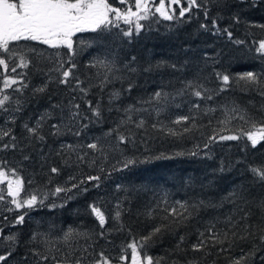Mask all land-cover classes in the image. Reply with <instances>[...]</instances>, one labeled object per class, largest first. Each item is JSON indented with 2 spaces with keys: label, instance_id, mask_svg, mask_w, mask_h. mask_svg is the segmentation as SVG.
<instances>
[{
  "label": "snow or ice",
  "instance_id": "obj_1",
  "mask_svg": "<svg viewBox=\"0 0 264 264\" xmlns=\"http://www.w3.org/2000/svg\"><path fill=\"white\" fill-rule=\"evenodd\" d=\"M118 3L126 7H115L109 0H0V113L7 117L0 126V141L5 138L9 141L0 143V150H15L18 147L13 126L17 122V115L22 113L28 103L24 92L31 86L25 70L30 68L44 77L39 86L31 88V95H47L49 103L48 107L35 117L34 123L26 121L21 125L22 139L26 141L24 147L32 148L33 151L39 148L41 167L52 155L51 148L48 152L44 151L45 147H48V140H59L67 136L76 138L77 142H60L55 156L60 158L65 167H98L99 173H104L105 168L97 162L107 161L110 153L120 154L121 158L111 169L112 172H118L137 164L172 159L173 156L195 157L203 152L205 157L211 158V146L225 141H244L246 147L253 149L264 143V71H243L235 74L218 71L215 65L220 63V52L211 56L204 52V66L198 67L191 79L182 80L181 87L171 92L161 87L153 91L147 99L127 105H121V97L125 93L130 94L136 87L133 82L134 75L139 72L159 71L165 67L183 71V66L178 69L176 64L160 61L147 67H133L137 60L136 57H131L130 61L123 63L121 67L115 57L106 55L104 58L90 60L86 67L96 71L81 79L76 74L78 64L75 58L79 50L74 37L78 33H103L112 28L119 29L121 21L129 27L121 30L120 35L131 38L133 34L138 35L144 27L140 21L149 19L150 16L158 14L163 20L184 21L186 18L191 19L194 10L202 11L205 20H211V27L208 23H201L200 29L211 32L213 36H226L234 45L245 44V41L235 39L231 30L219 25V15L209 17L210 5L219 4V0H158V3L155 0H134L131 5L129 0H118ZM240 3L251 8L264 6V0H240ZM233 21L239 23L240 17L234 16ZM253 26L264 29V24ZM80 43L83 44V41ZM253 43L254 52L264 60V39ZM35 45L47 48L42 49ZM47 49L54 51L48 53ZM61 49L66 51L62 54ZM209 62L212 71L206 76L204 70L209 67ZM187 63L186 61L185 66ZM41 64L50 66L45 70L40 67ZM213 80L216 87H209ZM118 81L121 82L120 89L114 87ZM124 83H127L126 88L123 87ZM55 86H60L69 93L66 102H52L53 96L49 89ZM110 87L112 90L108 92L105 106L102 103L103 93ZM94 88L101 93V98L95 101L89 98ZM234 88L255 94L260 97L261 102L257 105L253 100L240 103L232 99L214 106L208 103L214 102L222 93ZM13 93L19 95L14 97ZM185 97L191 98L187 101V114L175 115L173 118V110L183 106V103H176L177 98L183 101ZM105 111L117 113L113 126L103 131L101 136L87 137L90 126L105 122ZM145 114L152 118L151 122ZM204 120H207V124L203 123ZM238 124L240 126H237ZM45 128L48 129L47 132ZM208 128L211 133L204 138L202 144H195L194 149L187 152L180 151L171 156L164 153L155 156L144 155L143 159L125 155L128 145L135 148L137 144H141L145 146V151H148L147 145L156 138L183 140L193 138L197 133L204 137V130ZM225 132L230 134H223ZM22 160L30 161L31 155H23ZM6 164V161L0 162V184H6V189L0 188V203L11 197L7 204L12 207H7L6 210H33L43 206L48 194H44L43 198L35 192L22 196L24 178L18 168H6ZM220 170L223 171V167ZM248 171L253 186L264 188V164L250 166ZM60 172L59 167L49 168L50 175H59ZM107 175L110 176L111 172ZM76 181V176H69L70 187L57 186L50 194L58 196L74 189L87 192L89 188L86 185L99 188L101 175H87ZM28 183L31 184L32 181ZM116 190L128 191L119 184L116 185ZM249 196V190L241 186L229 192L219 203H214L211 199L196 198L176 201L171 206H165L162 222L153 225L147 235L133 238L126 243L121 248V254L115 259L118 264H162L163 258L149 255L147 249L156 239L169 233L177 237L176 251L201 254V258L193 256L186 264H201L202 259L214 254L216 257H224L227 264H253L257 254L264 252V196ZM72 198L68 196L69 200ZM127 200V196L123 200L117 199L110 212L106 211L102 198L88 205L89 215L94 217L98 232L69 227L67 230H61V236L53 238L51 232L54 225L49 227L48 232H33L30 237L32 247L24 259L27 260L30 256L32 264H113L114 258L106 254L103 248L97 250L96 246L100 240L111 243L108 240L109 235L126 230L123 216L129 211L124 206ZM225 202L233 206L230 212L222 217L219 214L212 215L206 220L201 217L202 213H218ZM161 203L167 205V198ZM62 206L55 203L50 205L51 208ZM252 208L260 213V224L250 223L253 217ZM27 215L28 211L16 215L11 222L12 226L23 225ZM147 215L154 218L153 210L149 209ZM4 219L8 218L5 216ZM110 221L112 227L108 228ZM193 221L200 225L196 228V239L184 247L187 237L180 234L179 230ZM127 231L130 234L131 230ZM53 239L62 242L65 246L63 250L53 243ZM80 240L84 241L83 245L79 244ZM73 241L76 242L75 246ZM0 242L7 245L5 253L0 254V264H7L19 243L17 235L6 234L5 228L0 227ZM249 244L251 246L246 250L245 246ZM234 251L238 254L233 255ZM212 264H216L215 260ZM259 264H264V255L259 256Z\"/></svg>",
  "mask_w": 264,
  "mask_h": 264
},
{
  "label": "trees",
  "instance_id": "obj_2",
  "mask_svg": "<svg viewBox=\"0 0 264 264\" xmlns=\"http://www.w3.org/2000/svg\"><path fill=\"white\" fill-rule=\"evenodd\" d=\"M115 7H126L120 5L118 0H109ZM178 14V13H177ZM219 15L218 21L222 28H228L233 32L234 38L245 41L243 45H234L228 41L226 36H213L211 32H206L200 29L201 23H208L211 27V20H205L202 11L194 10L191 19L184 21H167L156 16H150L149 19L141 20L144 25L140 33L133 34L131 38H125L120 35L121 30H126L129 25L120 22V28H112L110 31L103 33H78L74 39L77 41L79 54L75 58L78 64L76 74L84 79L86 76H91L96 70L86 67L88 62L94 58H104L106 55L115 57L118 64L122 67L123 63H128L131 57H136L137 63L133 67H147L149 64L155 65L160 61H166L168 64H176L177 68L183 66V71H175L170 67L161 68L159 71L151 73L139 72L133 76V82L136 87L128 94L125 93L121 97V105L135 103L140 99L147 97L155 90L163 87L166 91H173L181 87V81L191 79L197 68L204 66L203 54L207 52L210 56L216 52L221 53L220 63L215 65L216 70L226 71L229 73H240L243 71H264V60L254 52V41L264 39V29L253 25L264 24V6L251 8L247 4L240 3V0H219V4L210 5L209 17ZM240 17L239 23H234L233 17ZM83 41V44L80 42ZM30 44L32 42H29ZM91 45V46H88ZM38 48L46 49L47 46L35 45ZM251 50V51H250ZM52 49H47L48 53L53 52ZM66 50L61 49L63 54ZM66 58V57H65ZM188 62L185 66V62ZM50 65L41 64L40 67L45 69ZM20 71V70H18ZM28 73V81L30 88L25 90L24 97L28 103L24 106L22 113L17 115V122L13 126L15 135L17 136V149L0 150V162L6 161V168H18L20 175L24 178V192L22 196L28 193H37L41 198L44 194H48L44 200V205L33 210H18L8 212L7 207H12L7 204V197L4 203H0V227L5 228L6 234L15 233L18 238V245L15 248L14 254L8 259L7 264H32V258L29 256L25 260V254L29 248L30 237L33 232H48L49 227L54 225L51 236L53 238L61 236V230L67 228L81 227L89 231H99L96 226L94 217L89 215L88 205L102 198L103 205L106 211H112L113 205L117 199L123 200L125 196L128 200L125 201V208L129 209L123 216V221L126 230L121 233H112L108 236L111 243L100 240L97 244V250L101 248L106 250V254L111 256L113 262L121 254V248L133 238L138 239L140 236L147 235L153 225L160 224L162 217L165 215L163 208L171 206L176 201H185L191 199H211L214 203L221 202L222 198L227 196L233 189L241 186L248 189L251 197L264 196V188L253 186L252 177L248 171L250 166H259L264 164V143L258 145L255 149L250 146L246 147L244 141H225L211 146L210 156L205 157L203 152L198 156H173L172 159L155 160L148 164H137L136 166L118 172H112L111 169L119 160L120 154L110 153L107 161H98V165L102 164L105 168L104 173H99V168H89L87 166L65 167L60 158L55 156V150L59 143H75L76 138L67 136L61 137L59 140L50 138L48 147L44 151L52 150V155L49 156L48 162L41 167V161L38 157L39 148L33 151L32 148L24 147L26 141L22 139L23 129L21 125L24 122H33L39 113L43 112L48 107V96L31 95V88L39 86L44 77L35 72L34 69L25 70ZM212 71L211 62L209 67L204 70V75H209ZM95 83V81H93ZM114 87L121 88V82H116ZM127 87V83L123 84ZM209 87H216L213 80L209 83ZM112 88L105 90L103 93L102 103L107 106L108 92ZM50 94L53 96V103H58L61 100L66 102L69 93L60 86L50 87ZM19 94L13 93V96ZM94 101L101 98V93L98 89H93L89 96ZM190 97H185L183 101L177 98L176 103H183V106L172 112L175 115L187 114V101ZM235 99L240 103H246L253 100L259 105L260 97L252 93L239 91L234 88L232 91L222 93L214 102H208L211 105L224 103L226 100ZM147 107V105H145ZM147 117V114H145ZM218 115V114H217ZM105 122L90 126L87 137L101 136L103 131L113 126V122L117 117V113L113 111L108 113L105 111ZM151 122V117H147ZM7 117L0 113V126ZM203 123L207 124V120ZM215 126V121L213 122ZM237 126H240L239 124ZM246 127V126H245ZM48 129L45 128V132ZM205 136L201 137L198 133L193 138L176 140L173 138H156L147 145L148 151H145V146L137 144L134 148L128 145L125 149V155L138 156L143 159L144 155H173L180 151H190L194 149V145L203 142L204 138L211 133V129H205ZM230 134L228 132L223 133ZM5 138L0 143H8ZM85 142H88L85 140ZM23 148V151H21ZM23 155H31L30 161H23ZM59 167L61 172L59 175H50V167ZM118 166V165H117ZM223 167V171H221ZM111 172L108 176L107 173ZM101 175V184L99 188H94L91 185H86L89 191L82 192L73 190L69 193H61L58 196H52L50 193L57 186L70 187L68 182L69 176H76L77 181L87 175ZM32 181L31 184L28 181ZM121 185L123 189L117 191L116 185ZM6 189V184L3 187ZM6 195V193H5ZM72 196V199H68ZM167 198V205L161 202ZM63 205L62 207L51 208L50 205ZM160 207H157V205ZM243 207V205H240ZM232 205L225 202L224 207L218 213L209 212L202 213L203 219H208L212 215H221V217L232 210ZM251 207V206H249ZM153 210V217L147 215L148 210ZM252 210V220L250 223L260 224V213L254 208ZM22 211H28L25 218V223L19 226H12L13 218ZM8 219L5 220L4 217ZM112 227L110 221L107 225ZM200 227L197 221H193L185 228H181L180 234L187 237V244L190 245L196 239V228ZM130 229L131 232L127 231ZM177 237L173 234L165 233L147 249V253L154 257L163 258L162 264H186V261L191 260L193 256L201 258V254L188 252L187 254L176 251ZM62 250L65 247L62 242L53 239ZM75 246L76 242H72ZM80 245L84 244L83 240L79 241ZM251 245H247L250 247ZM7 250V245L0 242V254H4ZM233 252V255H237ZM264 255V252L257 254V259L253 264H259V256ZM215 260L216 264H227L224 257H216L215 254L207 259H202L201 264H212Z\"/></svg>",
  "mask_w": 264,
  "mask_h": 264
},
{
  "label": "rangeland",
  "instance_id": "obj_3",
  "mask_svg": "<svg viewBox=\"0 0 264 264\" xmlns=\"http://www.w3.org/2000/svg\"><path fill=\"white\" fill-rule=\"evenodd\" d=\"M155 2L158 3V0H155ZM132 3H134V0H129V5H131ZM134 10V9H133ZM154 10V9H153ZM0 187H3V184H0ZM113 264H118V262H113Z\"/></svg>",
  "mask_w": 264,
  "mask_h": 264
}]
</instances>
